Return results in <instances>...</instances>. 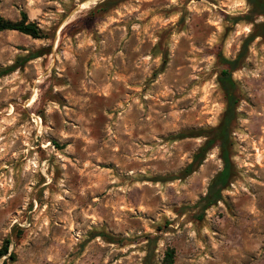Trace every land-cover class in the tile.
<instances>
[{"label":"rangeland","instance_id":"obj_1","mask_svg":"<svg viewBox=\"0 0 264 264\" xmlns=\"http://www.w3.org/2000/svg\"><path fill=\"white\" fill-rule=\"evenodd\" d=\"M0 246L7 264H264V15L246 0H0ZM260 32V30H257ZM234 175L201 214L225 107ZM31 52L39 56L25 60ZM33 99V100H32ZM32 100V101H31ZM202 215V216H201Z\"/></svg>","mask_w":264,"mask_h":264},{"label":"trees","instance_id":"obj_2","mask_svg":"<svg viewBox=\"0 0 264 264\" xmlns=\"http://www.w3.org/2000/svg\"><path fill=\"white\" fill-rule=\"evenodd\" d=\"M246 1L252 5L253 11L264 15V0ZM256 29L260 30V32H257L256 30L253 35H250L246 39V44L250 42L254 36L264 34V22L257 25ZM2 30H15L33 38L46 37V33L38 27L36 23L27 20V16L24 12L20 14V19L18 20H8L0 15V31ZM244 49L245 48H243V50H241L232 60L221 58L223 63L226 64V67L221 69L219 75L217 76V82L224 95V110L218 124L210 129V134L206 136L204 144L195 151L191 162L188 163L183 170L185 174H190L201 164L209 148L212 146L218 147L222 167L212 178L210 184L208 185L207 193L201 198V214L204 213L208 207L214 205L221 199V191L229 184L234 175L229 149L231 146V128L236 116V105L238 99L235 91L236 85L231 77V72L236 68L239 60L244 57ZM37 56H39L38 52H31L24 59L29 60ZM14 67V65H10L1 68L0 76L9 73L14 69ZM9 243V240L6 239L0 246V264H7L8 260L14 259V255L9 252ZM165 261L166 264L173 263V250H168L165 253Z\"/></svg>","mask_w":264,"mask_h":264},{"label":"bare ground","instance_id":"obj_3","mask_svg":"<svg viewBox=\"0 0 264 264\" xmlns=\"http://www.w3.org/2000/svg\"><path fill=\"white\" fill-rule=\"evenodd\" d=\"M32 100H33V99H32ZM32 100H31V101H32Z\"/></svg>","mask_w":264,"mask_h":264}]
</instances>
